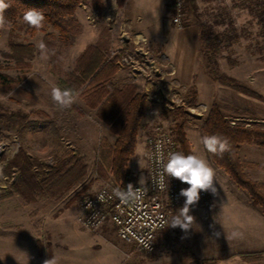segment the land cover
<instances>
[{"label":"rangeland","instance_id":"1","mask_svg":"<svg viewBox=\"0 0 264 264\" xmlns=\"http://www.w3.org/2000/svg\"><path fill=\"white\" fill-rule=\"evenodd\" d=\"M130 1L89 0L90 7L78 6L64 18V30L46 21L40 28L30 27L23 21V12L14 22L0 27V110L22 114L27 121L19 130L0 123V207L5 206L2 199L18 194L3 196L15 177L3 169L20 152L18 159H28L27 174L34 181L51 168L67 178L55 187L39 188L30 200L18 194L22 200L8 201L12 208L22 201L25 223L22 231L10 234L8 242H2L0 236V249L9 245L15 248L16 235L23 233L24 253L29 258L33 255L25 264H44L52 257L58 264H218V254L207 251L215 233L208 214L210 191H206L208 205L200 198L191 206L189 214L194 222L187 231L168 227L172 216L183 207V197L168 224L157 233L152 252L121 240L108 222L91 231L78 220V199L83 194L107 182L115 186L112 163L116 136L98 117L99 105L90 106L80 90L75 92L76 102L71 108L60 110L51 99V86H59V78L74 68L90 44L106 49L107 57L118 65L106 85L109 93L130 83L135 91L146 94L124 183L145 179L144 142L156 127L171 131L176 139L180 128L189 154L203 157L214 169L219 199L224 200L227 193L239 200L249 198L222 167L212 162L201 138L206 136L204 120L213 104L231 125L264 130V15L253 2L256 0H185L182 27L170 21L173 0H161L159 31L156 34L147 27V32L155 33L151 37L132 28L128 7L134 17L133 12L138 14L144 6H134ZM203 27L211 38L216 36L215 44L208 45L203 39ZM39 41L47 46V60L40 59ZM16 43L34 47L33 55L24 57L20 65L1 53H11L9 46ZM171 45L181 57L179 67L162 53L172 58ZM122 56L129 62L121 61ZM219 77L231 78L251 92L232 89ZM177 143L179 152L185 154ZM236 153L245 175L259 183L264 193V138L241 143ZM202 241L205 245H199Z\"/></svg>","mask_w":264,"mask_h":264},{"label":"trees","instance_id":"2","mask_svg":"<svg viewBox=\"0 0 264 264\" xmlns=\"http://www.w3.org/2000/svg\"><path fill=\"white\" fill-rule=\"evenodd\" d=\"M253 2L258 5L261 14L264 15V1L256 0ZM5 3L10 5L4 11L7 24L14 22L19 12L24 14L28 8H34L43 12L44 21L64 30L62 21L75 12L81 0H5ZM202 37L208 42V45L216 43V36L211 38L205 33L204 27ZM9 48L11 53H1L13 58L15 63L19 65L24 62V57L30 58L34 52L32 44H10ZM117 68L118 65L115 60L107 57L106 49L103 50L99 45L90 44L78 56L74 68L66 71L64 76L59 78L58 84L61 88L72 89L74 93L80 90L90 106L99 105L97 109L98 117L110 125L116 136L113 144L112 170L115 185L122 186L128 175L125 166L134 152L139 122L145 109L146 94L135 91L130 83L116 87L109 93L106 85L117 71ZM219 80L232 89L251 92L249 89L238 85L231 78L219 77ZM0 123H6L9 127L19 130L27 121H25V116L22 114L0 110ZM204 129L206 135L216 134L229 139L230 150L222 156L210 153L211 160L216 166L222 167L232 180L246 191L252 205L257 207L264 216V193L261 192V185L245 175L236 153L241 143L256 138H264V130L246 128L242 125H231L215 104L211 106L204 120ZM175 140H178L183 152L188 155L187 143L180 128L177 129V139L175 138ZM20 155H22L21 152L8 160L3 169L5 174L15 173L9 191L3 196L18 193L30 200L33 198L31 194H34L35 191L40 192V189L55 187V185H60L67 179L64 177L66 175H60L58 169L51 168L46 175L34 181L27 174L28 159H22L21 161L18 159ZM13 168L15 171L12 172ZM71 183L73 181L69 182V184ZM247 256L256 258L257 254L249 253Z\"/></svg>","mask_w":264,"mask_h":264},{"label":"built area","instance_id":"3","mask_svg":"<svg viewBox=\"0 0 264 264\" xmlns=\"http://www.w3.org/2000/svg\"><path fill=\"white\" fill-rule=\"evenodd\" d=\"M185 0H173L170 21L176 27H182L185 18ZM121 61L129 62L126 56ZM179 152L177 141L171 131L156 127L152 135L147 137L144 158L146 161V178L142 186L139 182L126 181L122 186H111L107 183L98 189L83 194L78 199V220L91 231H97L107 222L112 224L118 237L132 243L138 249L152 252L155 248L157 233L169 222L172 211L182 201L180 190L187 184L176 178H168V189L159 190L152 177L159 169L158 158L168 153ZM132 184L134 189L141 188L143 195L137 202L125 203L115 196L116 189H127ZM102 196V200L99 197ZM203 205L209 204L206 191H201Z\"/></svg>","mask_w":264,"mask_h":264},{"label":"crops","instance_id":"4","mask_svg":"<svg viewBox=\"0 0 264 264\" xmlns=\"http://www.w3.org/2000/svg\"><path fill=\"white\" fill-rule=\"evenodd\" d=\"M130 2L134 6H144L138 14L133 12L134 17L131 16L132 12L128 7L126 14L127 19L132 23V28L144 32L149 37L155 36L154 34L159 31V25L162 20L159 11L161 0H131ZM89 4V0H85L79 6L86 9L90 7ZM127 5L124 6L127 7ZM144 8L146 11H143ZM79 10L81 13L80 8ZM129 11L131 14L128 13ZM147 27L155 29V33L147 32ZM172 36H174V33ZM171 46L172 58L166 52L162 51V53L167 55L179 67L181 57L177 56V47ZM14 198L16 201L17 198L21 197L15 194L1 200L5 202V206L0 207V236L3 238L1 239L2 242H8L9 239H12L10 234L14 230L17 231L19 229L22 231L25 223L22 198L21 200L19 199V203L21 202L19 207L15 206V208H12L8 206V201ZM210 203L208 214L213 219L212 224L215 233H220V235L217 237L213 233L212 238L214 240H209L208 246L210 249L207 248V251L213 250L218 254L215 256L218 264H264V216L257 207L252 205L250 199L246 197L243 200H239L237 197L227 193L226 198L221 201L219 196L211 193ZM22 234L21 236L16 235L15 248L9 245L3 250L0 249V264H25V262L33 260V255L29 258L24 253ZM18 242L20 247H18ZM199 245H205V241H202ZM233 247H236L237 250H234ZM249 253H255L257 257L250 258L247 256Z\"/></svg>","mask_w":264,"mask_h":264},{"label":"clouds","instance_id":"5","mask_svg":"<svg viewBox=\"0 0 264 264\" xmlns=\"http://www.w3.org/2000/svg\"><path fill=\"white\" fill-rule=\"evenodd\" d=\"M9 6L8 3H5V0H0V27H4L8 23L4 17V11ZM44 19L43 12L34 8H28L23 15V21L34 28H40ZM36 47L41 52L40 59L47 60L48 49L46 44L43 41H39ZM76 96L77 94L72 89L61 88L57 85L51 86V99L60 110L71 108L76 102ZM201 142L208 152L218 156H222L231 148L229 139L221 135L203 136ZM2 150L0 148V151ZM157 162L159 169L155 176L152 177V180L159 190L168 189L169 177L176 178L182 183L189 185V187L180 190L179 195L186 198L184 205L176 215L172 216L168 225V227H180L182 230L187 231L192 222H194V217L189 214L191 206L198 203L201 191H210L213 195L218 194L215 187V171L206 159L196 154L185 155L180 152H170L166 159L163 155H160ZM139 183L142 186L145 184L144 177L140 178ZM141 188L134 189L133 185L129 184L127 189H116L115 196L125 203L137 202L143 195ZM99 199L102 200V196ZM214 235L218 237L220 233H214ZM44 264H58V261L52 257L45 260Z\"/></svg>","mask_w":264,"mask_h":264}]
</instances>
